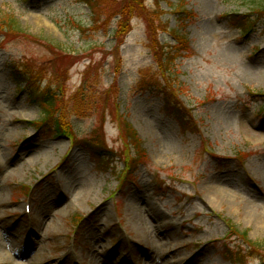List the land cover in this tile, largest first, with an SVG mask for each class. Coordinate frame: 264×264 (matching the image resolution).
I'll return each instance as SVG.
<instances>
[{
	"label": "rangeland",
	"instance_id": "obj_1",
	"mask_svg": "<svg viewBox=\"0 0 264 264\" xmlns=\"http://www.w3.org/2000/svg\"><path fill=\"white\" fill-rule=\"evenodd\" d=\"M254 1L0 0L22 28L0 31V264H264V12L247 33L231 17ZM14 64L56 87L61 132ZM91 137L121 159L100 167Z\"/></svg>",
	"mask_w": 264,
	"mask_h": 264
},
{
	"label": "trees",
	"instance_id": "obj_2",
	"mask_svg": "<svg viewBox=\"0 0 264 264\" xmlns=\"http://www.w3.org/2000/svg\"><path fill=\"white\" fill-rule=\"evenodd\" d=\"M254 2H256V5L253 7V11L258 13L255 19H251L250 18L251 14H247V13L239 14L236 12L231 16L232 18L236 19V20L234 19L235 22L233 21V24L239 25L238 22L240 23L241 25L240 29L243 33H247L253 27H255L257 24L256 23L257 19H259L258 17L261 18L263 16L264 0L254 1ZM173 10L177 11L178 9L173 8ZM177 12L184 13L186 11L184 9H181L178 10ZM0 31L3 32L5 31L7 34H17L18 32H22V28L20 27L18 20L12 14H8V13L3 14L0 12ZM170 31L173 33V36L177 40L183 39V36L180 35L176 30L171 29ZM170 50L171 49L167 48L166 54H164L165 57L161 61V66L163 69H165L166 72H168L169 70V72L173 73L175 71L173 69H175L176 63L174 59L175 57L169 53ZM162 51H164V49ZM13 69H14V75L18 79L26 81L27 84H30L29 87L33 99L36 101L37 100L40 101L44 107L45 112L43 113L42 119L39 120L41 122L39 123V127L42 129L45 127V131H47L49 128H51V127L48 128V125L51 124L50 126H52L55 123V128L57 129L59 128L58 132H61V128H64L65 125L63 124V122L60 120L59 116L56 113L59 107L58 105L59 95L56 90V87L54 88V86H51L50 84L47 86H39V83L35 84V81L37 80L38 71H35L34 69H29L26 66H22L20 64H14ZM163 86L164 87H160V90L164 91L165 93L164 95L166 98L167 107L175 111L176 114L179 115V117L181 118V121L184 124L188 125V123H190L192 119L190 118V114L188 110L182 106L183 102H180V100L177 99L178 93L176 89L171 86L169 88L168 87L166 88L165 87L166 85ZM57 87L58 89L61 88L59 86ZM259 94L264 96V93H259ZM262 112H264V104L260 106L259 111L256 113H262ZM185 118L187 120H185ZM125 124H126L125 129L127 132L126 146L128 148L125 149L124 153H121V157L123 156L122 160L126 165L125 172L128 174H132L133 172L136 171L138 165L141 164V162H143V157H145L144 155L145 152L141 145V140L137 135L135 129L130 127L127 123ZM92 139H94V142ZM101 141H102L101 138L98 139L97 137H91V139L86 140L84 143L87 146V148L91 150L92 155L94 156L98 165L106 169L114 164L117 157L120 159L121 157H120V153L114 152L112 149L108 150L107 147H105L103 141L102 142ZM230 226L232 230H234L235 232H238L245 238L247 237L246 231H237L236 229H234L232 224H230ZM259 244L260 242L256 244L255 242L253 243V245L257 247H259ZM261 246L264 248V244H261ZM235 253L237 256L238 255L242 256L240 255L241 253L239 254L238 251H235Z\"/></svg>",
	"mask_w": 264,
	"mask_h": 264
},
{
	"label": "bare ground",
	"instance_id": "obj_3",
	"mask_svg": "<svg viewBox=\"0 0 264 264\" xmlns=\"http://www.w3.org/2000/svg\"><path fill=\"white\" fill-rule=\"evenodd\" d=\"M83 192V191H82ZM84 193V192H83ZM137 211V209H135L134 210V212H136ZM135 215V214H134ZM134 215L131 217L132 219H131V221L132 222H134L135 224L134 225H136V228H137V230L139 231V233H142V234H145L146 232H147V230L145 229V228H143V227H141V225H138V217L136 216V218L134 217ZM134 219V220H133ZM141 224V223H140ZM155 247L153 246V251L155 252ZM4 256H7V255H5L4 254ZM7 257H9L10 258V256H7ZM154 257V256H153Z\"/></svg>",
	"mask_w": 264,
	"mask_h": 264
}]
</instances>
